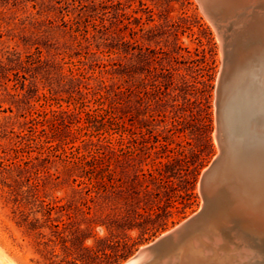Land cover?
<instances>
[{"label":"rangeland","instance_id":"374dc122","mask_svg":"<svg viewBox=\"0 0 264 264\" xmlns=\"http://www.w3.org/2000/svg\"><path fill=\"white\" fill-rule=\"evenodd\" d=\"M252 17L223 22L226 57L197 0H0V263L107 243L122 263L201 208L220 125L211 214L264 258Z\"/></svg>","mask_w":264,"mask_h":264},{"label":"water","instance_id":"95a60500","mask_svg":"<svg viewBox=\"0 0 264 264\" xmlns=\"http://www.w3.org/2000/svg\"><path fill=\"white\" fill-rule=\"evenodd\" d=\"M197 1L216 28L225 56L231 43L227 39L228 36L225 35L224 26L226 24L223 25L224 19L232 18L235 14L243 18L249 17L251 14L259 15L264 9V0ZM261 34L263 35L260 36ZM249 39L254 40L247 43L252 46L259 42L257 40L264 43V19L257 26V38L251 34ZM243 40L247 41V39ZM201 190L204 195V204L200 210L171 228L167 233L160 234L152 241L139 247L120 264H264V258L256 248L255 243L244 240L241 242H217L204 238H198V240L191 238L192 233L201 232L205 215L209 213L207 210L212 209L210 201L213 200V204L215 202V198L209 199L202 187ZM241 228L242 231H246L243 227ZM245 247L251 248L248 255L244 254Z\"/></svg>","mask_w":264,"mask_h":264},{"label":"bare ground","instance_id":"6f19581e","mask_svg":"<svg viewBox=\"0 0 264 264\" xmlns=\"http://www.w3.org/2000/svg\"><path fill=\"white\" fill-rule=\"evenodd\" d=\"M255 17V16H257L256 18H258L257 19V24H255L253 27H252V25H251V27H252V29L251 30H249L248 31V33L245 35V36H248V37H250L251 36V34H253L256 38H257V26H258V24L262 21V15H257V14H251V16H249V17ZM249 17H246V18H243V17H241V16H237L236 14L232 17L233 19V22H234V19L235 18H238V20H239V18L240 19H242L243 21L240 23V30H241V28H244V27H246V22L247 21H249ZM252 17V18H253ZM227 20V18L225 19V21ZM251 21H252V19H250ZM253 22H254V20H253ZM252 22V23H253ZM237 23V22H236ZM239 23V22H238ZM251 23V24H252ZM254 24V23H253ZM240 32V31H239ZM243 34V33H242ZM263 34H261L260 36H262ZM231 36H233V34H231ZM258 38H259V36H258ZM231 39L229 40V42L231 43ZM252 41H254V40H252ZM257 41H259L257 44H260L262 47H264V43H261V40H257ZM256 41V42H257ZM247 42V41H246ZM231 45L232 44H230V46L227 48V52H226V57H227V55H228V52H229V50H230V47H231ZM253 53V52H252ZM236 55V54H235ZM234 55V56H235ZM238 56V55H237ZM236 56V57H237ZM231 57V56H230ZM254 57H255V55H254ZM241 58V57H240ZM234 59H235V57H234ZM238 59V58H237ZM255 59V58H254ZM227 60H228V58H227ZM227 60H225V62L223 63V66H224V64L226 63V61ZM240 60H242V59H240ZM246 60V58H244V61ZM251 60H253V57H252V59ZM230 61V60H229ZM228 61V62H229ZM254 61V60H253ZM252 61V62H253ZM257 62H258V60H256ZM231 62H233V60L231 61ZM230 62V63H231ZM246 62V61H245ZM247 62H248V60H247ZM250 62V61H249ZM252 62H250V63H252ZM234 63V62H233ZM232 63V64H233ZM235 63H237V62H235ZM234 63V64H235ZM254 63H255V61H254ZM228 64V63H227ZM231 64V65H232ZM253 64V63H252ZM231 65L229 64L228 66L229 67H231ZM254 65V64H253ZM222 66V67H223ZM240 66H242V64L240 65ZM227 67V66H226ZM228 67V68H229ZM250 67V66H249ZM237 68H238V65H237ZM230 69V68H229ZM233 71V70H232ZM225 72H226V70H225ZM224 72V73H225ZM230 74H231V72H230ZM227 74L225 73V76H226ZM238 75V74H237ZM237 75H235V76H237ZM226 78H227V76H226ZM231 78V77H230ZM230 78H229V80H230ZM223 80V79H222ZM219 81H221V80H219ZM224 81V80H223ZM228 81V80H227ZM231 81V80H230ZM230 81H228V82H230ZM222 84V83H221ZM227 84V83H226ZM229 84V83H228ZM223 85V84H222ZM225 85V84H224ZM222 89V88H221ZM217 90H218V92L220 91V85H218V88H217ZM252 91V90H251ZM261 97H262V94H261ZM264 97V96H263ZM235 99V98H234ZM233 99V100H234ZM263 99V98H262ZM263 101V100H262ZM263 103V102H262ZM231 105V104H230ZM259 106H261V103H260V105ZM229 107V106H228ZM227 109V108H226ZM257 110H259V109H257ZM222 135H223V132H222V128H221V125L219 126V128H218V140H219V145H220V150H219V153L217 154V156L215 157V159L212 161V163L207 167V169H205L204 171H203V173H202V177H201V187H202V189H203V191L205 192V194L209 197V199H213V196H212V191L210 190V186L212 185V180H213V178H214V176H215V174L220 170V168L224 165V163L226 162L225 160H227V158H228V147L222 142ZM212 201V200H211ZM211 201H210V203H211ZM203 204H204V202H203ZM210 206V205H209ZM202 207V206H201ZM200 210V209H199ZM209 211V213H207V215H205V222L202 224V229H201V232L200 233H192V235H191V238L193 239V240H198V238H204V239H209V240H213V241H217V242H224V241H243V239H240V238H237L236 236L237 235H235L234 233H231V231H228V236L226 237V235L225 234H223L222 233V229L224 228V227H222L219 223H217V221H215L214 219H213V216H212V214H211V209H209V210H207V212ZM264 213V212H263ZM227 219V218H226ZM249 222V221H248ZM254 224V223H253ZM245 225V224H244ZM262 225V224H261ZM225 229V228H224ZM260 229V228H259ZM169 231V230H168ZM168 231H166V232H164V233H162V234H165V233H167ZM238 232V231H237ZM241 236V235H240ZM245 249V255H248V253L250 252V250H251V248L250 247H245L244 248ZM250 249V250H249ZM1 264V263H0Z\"/></svg>","mask_w":264,"mask_h":264},{"label":"trees","instance_id":"16d2710c","mask_svg":"<svg viewBox=\"0 0 264 264\" xmlns=\"http://www.w3.org/2000/svg\"><path fill=\"white\" fill-rule=\"evenodd\" d=\"M187 27L190 28L189 23ZM125 248L130 251L131 246L123 247L122 252H119L121 250L118 244L114 243L96 246H83L82 244L75 246L74 244L73 248L71 247L72 252L59 261H55L54 259V257L57 256L54 250L48 252V254L45 255V264H116L120 258L126 256V254H124ZM69 256L71 257L68 259Z\"/></svg>","mask_w":264,"mask_h":264}]
</instances>
